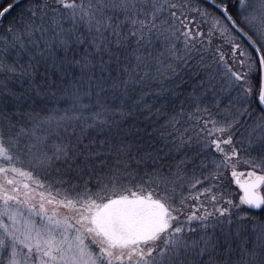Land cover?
Listing matches in <instances>:
<instances>
[{
    "label": "snow or ice",
    "instance_id": "6c2138e0",
    "mask_svg": "<svg viewBox=\"0 0 264 264\" xmlns=\"http://www.w3.org/2000/svg\"><path fill=\"white\" fill-rule=\"evenodd\" d=\"M0 264H264V0H3Z\"/></svg>",
    "mask_w": 264,
    "mask_h": 264
},
{
    "label": "trees",
    "instance_id": "16d2710c",
    "mask_svg": "<svg viewBox=\"0 0 264 264\" xmlns=\"http://www.w3.org/2000/svg\"><path fill=\"white\" fill-rule=\"evenodd\" d=\"M0 3H3V0H0ZM5 23H6V21H5ZM243 170V169H242ZM228 180L230 181L231 180V177L229 176L228 177ZM231 189H232V194L234 195V196H238V194H239V189L236 187V185L234 184V183H232L231 185Z\"/></svg>",
    "mask_w": 264,
    "mask_h": 264
}]
</instances>
